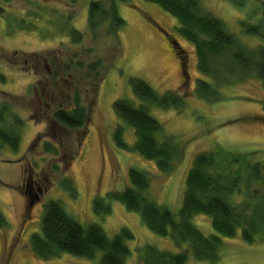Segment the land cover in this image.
Listing matches in <instances>:
<instances>
[{"label":"rangeland","instance_id":"1","mask_svg":"<svg viewBox=\"0 0 264 264\" xmlns=\"http://www.w3.org/2000/svg\"><path fill=\"white\" fill-rule=\"evenodd\" d=\"M90 1L72 4L66 0H0V105L8 104L11 115L23 120L14 126L20 135L18 149L0 144V210L8 222L0 228V264H99L100 251L92 259L66 252L41 259L33 253L29 238L40 231L45 204L50 200L60 202L80 224H98L109 237L122 227L129 228L133 238L126 242L131 253L125 264H143L139 249L146 245L179 251L185 245L177 246L170 236L156 234L140 213L128 210L118 200L106 198L108 191L123 190L128 185V168L147 171L150 198L177 213L186 172L196 153L218 146L256 150V159L264 163V83L252 76L235 78L220 87L223 99L209 102L197 97L196 79L208 76L197 70L194 47L180 37L174 16L150 1H119L117 11L124 25L117 32V45L106 23L96 38L88 31ZM101 1L104 5L110 3ZM200 1L205 10L221 18L246 45H264L263 36L247 35L240 24L242 20L259 23L264 34V0ZM71 28L81 31L80 43L70 39ZM171 39H176L187 53L190 74L187 82L182 83ZM33 52L44 55L55 52L62 60L77 54L85 63L102 60L104 78L85 134L80 133L81 129L57 134L51 128L49 118L54 104L49 108L44 103L38 104L35 93L39 94L40 88H32L37 76L31 70H22L20 65L23 54ZM133 77L145 80L159 93L173 90L184 97L181 110L157 106L148 109L162 123V136H173L182 147V157L169 172L160 171L153 161L137 152L120 149L114 142L113 133L119 125L124 128L125 141H134L132 128L114 109L118 98L139 102L130 83ZM12 120L11 116V123ZM47 141L57 148V154L44 151ZM28 169L34 179L41 178L42 185H46L41 192L34 190L37 196L31 201L26 193ZM259 187L258 182L251 184V189ZM95 197L110 204L109 213L100 215L94 211ZM242 199V195L235 197L237 201ZM193 222L205 234L215 233L209 216L195 215ZM185 264H264V241L248 243L240 232L234 237L222 236L217 262L196 260L190 255Z\"/></svg>","mask_w":264,"mask_h":264},{"label":"trees","instance_id":"2","mask_svg":"<svg viewBox=\"0 0 264 264\" xmlns=\"http://www.w3.org/2000/svg\"><path fill=\"white\" fill-rule=\"evenodd\" d=\"M66 1L74 4L79 0ZM119 1L122 0H109V5H104L101 0L89 2L87 26L94 38L106 23L108 33L119 45L117 32L124 25L117 11ZM146 1L158 4L174 16L180 37L193 45L196 68L210 79H196L194 93L197 97L209 102L219 101L224 97L220 87L235 78L252 76L264 83V45H246L221 18L205 10L200 0ZM240 24L247 35L264 37L259 23L242 20ZM69 36L73 43L82 40V33L76 28L70 29ZM45 57L46 54L34 52L23 54L21 69L38 71ZM56 57L51 58L55 76L63 71L81 81L76 83L70 99L50 115L51 128L57 134L80 129V133L85 134L90 113L96 106L99 84L104 78L102 60L97 58L85 63L79 55L71 54L61 62ZM130 83L139 102L136 104L129 99L118 98L114 101V109L132 128L134 141H125L124 128L119 125L113 133L114 142L120 149L137 152L153 161L160 171L169 172L174 162L182 157L183 150L173 136H162V123L148 109L149 106H157L181 110L185 105L184 97L173 90L159 93L141 78L133 77ZM88 98L89 102H86ZM22 123L20 117L11 115L8 104L0 105V144L18 149L20 135L14 126ZM44 151L57 154L58 150L47 141ZM255 153L256 150H228L221 146L196 153L186 172L182 203L177 213L150 198L147 171L129 167L128 185L123 190L108 191L106 198L118 200L128 210L140 213L147 227L156 234L170 236L177 246L185 245L176 252L146 245L139 249L142 263L185 264L190 255L196 260L215 263L221 256L222 236L234 237L238 232L248 243L258 239L264 241V163L256 159ZM254 182H258L260 187L251 189ZM237 195H242L243 199L235 200ZM93 209L97 214H107L110 204L101 197H95ZM198 214L210 217L215 233L205 234L193 222V217ZM7 223L0 210V228ZM132 238L133 233L127 227L109 237L96 223L82 225L65 211L60 202L50 200L45 204L40 231L30 235L29 244L41 259L58 256L62 252L92 259L100 251L99 264H125L131 253L126 242Z\"/></svg>","mask_w":264,"mask_h":264},{"label":"flooded vegetation","instance_id":"3","mask_svg":"<svg viewBox=\"0 0 264 264\" xmlns=\"http://www.w3.org/2000/svg\"><path fill=\"white\" fill-rule=\"evenodd\" d=\"M174 54L176 55V59L178 60L179 70L182 77V83L190 80V74L188 72V56L186 51L182 48L174 49L172 48ZM56 57L55 52L46 53V57L43 60L42 67L38 69V71H32L35 76H37L36 81L32 84V88L37 89L35 87L40 88V93H35V98L38 104L44 103V105L49 108L53 105L52 112L65 100L70 99V95L74 87L81 81L76 76L71 73L64 74L63 71H59L58 75L55 76V66L51 62V58ZM61 57V56H60ZM56 59L61 62L64 61L58 57ZM36 91V90H35ZM29 168V167H28ZM28 178H26V186L29 200H33L37 194L34 190L41 192L42 187L46 188V185H42V179L37 178L34 179L31 169L27 170Z\"/></svg>","mask_w":264,"mask_h":264},{"label":"water","instance_id":"4","mask_svg":"<svg viewBox=\"0 0 264 264\" xmlns=\"http://www.w3.org/2000/svg\"><path fill=\"white\" fill-rule=\"evenodd\" d=\"M170 45L174 49H180L181 48L179 42L176 39H171L170 40ZM31 204H33V202H31Z\"/></svg>","mask_w":264,"mask_h":264}]
</instances>
